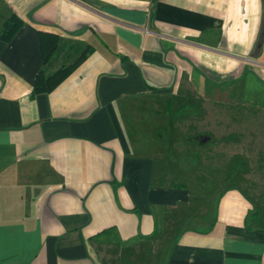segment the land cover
I'll list each match as a JSON object with an SVG mask.
<instances>
[{
  "label": "crops",
  "instance_id": "1",
  "mask_svg": "<svg viewBox=\"0 0 264 264\" xmlns=\"http://www.w3.org/2000/svg\"><path fill=\"white\" fill-rule=\"evenodd\" d=\"M11 14L22 25L0 39V264H264L258 211L217 182L226 168L202 163L211 133L186 124L228 90L264 111V0H0V29ZM40 32L57 36L46 61ZM84 50L33 92L40 71ZM151 98L166 117L154 141L128 130Z\"/></svg>",
  "mask_w": 264,
  "mask_h": 264
},
{
  "label": "rangeland",
  "instance_id": "2",
  "mask_svg": "<svg viewBox=\"0 0 264 264\" xmlns=\"http://www.w3.org/2000/svg\"><path fill=\"white\" fill-rule=\"evenodd\" d=\"M216 97L217 102L227 101L228 104H218L215 108L208 109L209 105L205 103L206 110L186 111L191 115L186 124L194 125L197 132L211 133V159L202 160V163L210 162L222 170L226 168L228 175L217 174V182H222V178L227 177L228 186L237 188L248 198L251 212L258 211L260 223L264 226V111L242 106L232 90H228L227 100L226 95ZM142 102L153 109L137 111L134 126L132 122L128 123V130L130 133L141 131V135L154 141L157 131L163 130V120L166 117L162 118V111L155 109L154 98ZM178 114L179 112L174 111L170 117L177 118L172 115ZM163 115L167 116L165 111ZM142 124L146 125L141 126ZM206 134L203 137L199 135V138L204 141ZM219 193L218 186L217 196ZM251 219L253 218L250 217L249 222H252Z\"/></svg>",
  "mask_w": 264,
  "mask_h": 264
},
{
  "label": "trees",
  "instance_id": "3",
  "mask_svg": "<svg viewBox=\"0 0 264 264\" xmlns=\"http://www.w3.org/2000/svg\"><path fill=\"white\" fill-rule=\"evenodd\" d=\"M22 25V20L16 15L11 14L4 22L2 23L0 29V39L3 41H9L16 31ZM57 36L52 33L40 32V41L42 47V56L44 61H46L55 47ZM87 51H83L73 63L64 65L56 70L54 73L46 76L40 71L35 79L33 84V92H47L53 89L60 81H62L74 68L75 66L84 59ZM182 113V112H179ZM256 214V212H253Z\"/></svg>",
  "mask_w": 264,
  "mask_h": 264
}]
</instances>
